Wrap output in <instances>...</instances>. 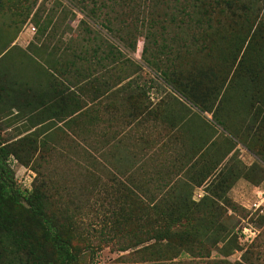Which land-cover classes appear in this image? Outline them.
<instances>
[{
    "label": "rangeland",
    "instance_id": "1",
    "mask_svg": "<svg viewBox=\"0 0 264 264\" xmlns=\"http://www.w3.org/2000/svg\"><path fill=\"white\" fill-rule=\"evenodd\" d=\"M231 3L236 15L264 11V0ZM162 4L153 7L155 15L166 11ZM150 6L142 0H0V48H5L0 55V142L9 143L17 154L6 158L14 184L26 189L34 185L45 196L59 230L80 250L78 264H264V210L254 214L246 209L255 187L264 185V166L258 159L239 158V163H232L234 171L230 163L224 177L209 185L211 195L175 194L174 190L184 189L178 185L163 188L160 194L159 187L146 178L148 165H141L149 162L150 155L140 154L139 138L132 134L116 142L123 115L142 130L144 116L146 127L152 121L149 114L140 115L143 102L156 109L173 91L160 82L159 70L167 68L187 77L185 88L193 97L204 101L210 97L208 101L216 103L217 119L233 130L240 125L245 135L246 130L257 134L255 148L264 156V30L253 40L252 49L241 53V47L232 62V54L218 42L215 17L210 25L201 20V32L191 28L185 16L182 22L179 15L174 22L164 18V41L172 43V49L149 46L145 56L149 60L154 55L155 62L145 63L140 54L145 33L154 32L156 44L162 42L159 25L147 20ZM238 24L241 33L248 25L241 20ZM195 32L202 34L193 40ZM127 36H135L134 49L120 39ZM180 39L188 45L192 42L194 50L190 45L189 50L175 49ZM193 41L206 47L195 49ZM239 58L240 65L236 64ZM64 68L71 74L69 79H78L71 87ZM127 79L136 80L137 87L130 89ZM149 80H157V85L146 92L140 83ZM53 82L59 94L47 97L46 109L57 112L56 125L42 133L38 128L30 130L28 121L42 115L37 107L44 98L41 87ZM77 90L95 97L93 103L100 111H84ZM185 99L192 105L190 111H197ZM213 104L206 110L211 111ZM107 119L113 122L108 128ZM135 122H122V129L132 128ZM152 131L157 135V123ZM232 156L224 166L233 161ZM237 178L242 187L235 193L231 186ZM111 221L121 231L170 227L183 230L184 235H174L167 245L154 238L121 251L113 245L115 239L106 242L100 235ZM243 222L257 230L249 242L237 237ZM149 243L154 248L146 251L164 258L149 259L142 249ZM179 249L184 254L172 256ZM197 251L201 256H189Z\"/></svg>",
    "mask_w": 264,
    "mask_h": 264
},
{
    "label": "trees",
    "instance_id": "2",
    "mask_svg": "<svg viewBox=\"0 0 264 264\" xmlns=\"http://www.w3.org/2000/svg\"><path fill=\"white\" fill-rule=\"evenodd\" d=\"M142 2L145 5H151L150 7L152 10L151 8L149 9L151 11L148 10L149 13L146 17L150 25H159L161 29L158 33L162 39V42L157 45L156 37L152 38L154 32L149 33V31H147L145 33L144 38L147 39V41L142 44L140 53L145 63L154 64L155 62L154 55L153 58L149 60L145 56L149 46L155 48V50L158 48V51H162L165 48L172 49V43L167 44L166 41H164L165 36L163 35V30L165 25L162 24L164 18H168L169 21L174 22L179 15L181 17H179L178 21L182 22L181 20L185 16L191 28H194L197 32H201V29H198L200 28L201 20L203 19L210 25V19L215 17L216 26H218L215 30L219 33L218 42L222 45V49H227L228 52L232 54V62L236 54L240 52L241 47V53L247 49H252L253 40H255V37H260L261 34L259 35V33L261 30H264V11L261 12L260 15H257V10L255 9L254 13L244 12L242 16L236 15L231 0H152V2L151 0H142ZM157 2L163 3L166 8V11L162 12V16L159 13H157V15L153 13V7H156V4H158ZM251 4L252 7L255 6L254 3ZM111 5L112 4L109 5L110 8ZM213 8L214 13H212ZM239 20L245 24L248 23L246 30L242 33L239 31ZM251 23L254 24V26H252ZM105 27L109 29L106 23ZM248 31H251V33L249 34ZM197 32H195V38L191 33L193 40L196 39L198 35L202 34ZM155 35L156 34H154V36ZM170 38L171 36H169V39ZM120 39L124 40V44L127 48H135V36L121 37ZM172 40L175 39L172 38ZM191 43L192 42H190L189 45L193 48ZM194 44L195 49L197 47L200 49L206 47L204 44H199V46H197V43ZM189 45L186 41L180 39L174 48L180 47L184 48V50H189ZM4 49V47L0 48V55L4 53ZM151 54L153 53L151 52ZM239 61L240 58L236 64L240 65L241 62ZM159 73L161 79L166 84L174 88L175 91L184 98H187L189 102L196 105L199 109H209L210 105L213 104V100L208 101L211 99L210 97L207 99L205 98L206 101H204L203 98L197 99L193 97L191 93H188L185 88V85L188 84L185 82V78L187 77L178 75L179 70L171 69L167 71V68H164L160 69ZM183 78L184 81H182ZM193 81L194 80H189V83ZM199 102L203 105L200 106ZM215 104H213V109L211 110V118L219 123L223 130L229 134L228 139L230 141V146L236 142L240 143L247 150L256 155L258 159L256 161H259L261 165L264 166V156L255 148L258 135L248 130L243 131L247 134L245 135L242 133V130H239V128H241L240 125L236 126L239 128L233 130L231 126L217 119L214 115ZM263 114L264 111L261 117ZM262 121H264L263 118L261 119V122ZM258 127L259 126H256L254 128ZM9 153H13L17 157L16 152L13 151L9 143L0 142V264H78L80 250L73 244L69 236L62 234L61 230H59L55 223L57 219L56 216L52 212L49 213L47 210L48 208L46 205H48V200L45 196L41 195L34 185L26 189L14 184L13 173L6 161ZM220 177H224V174L220 175L219 178ZM100 235L104 236L106 242L115 239L113 245H115L116 250L123 251L154 238L163 239L164 245H167L169 239L174 237V235L181 236L184 235V233L181 229L170 227L153 229L138 228L130 231H121L120 228L111 221L107 227L104 225L103 229L100 231ZM214 243H216V241H214ZM153 248L154 245L152 243L142 247L149 259L164 258L163 256H157L160 255L159 253L146 251ZM180 254H184L182 249L177 250V253H173L172 256ZM189 256L198 257L201 256V253L199 251L195 254L191 252Z\"/></svg>",
    "mask_w": 264,
    "mask_h": 264
},
{
    "label": "crops",
    "instance_id": "3",
    "mask_svg": "<svg viewBox=\"0 0 264 264\" xmlns=\"http://www.w3.org/2000/svg\"><path fill=\"white\" fill-rule=\"evenodd\" d=\"M100 57L102 58L103 56ZM69 66L70 65H67V68H69ZM67 68L63 70L67 74L66 80L71 87L78 82V79L77 77L69 79L71 74ZM160 82L162 85L168 86L165 82ZM128 85L130 89L131 86L137 87V81L132 80L129 82L128 80ZM140 85H142L143 88L145 87L146 92H148V88H156L157 80L143 81ZM55 86V82H53L51 86L42 85L41 88L43 91H40L42 92L41 96H44V98L38 102L37 106L39 107L38 109L42 111V115L32 123H30L32 119L28 121L29 128L31 127L30 130L38 128L42 133L44 130L56 125L53 121L57 119V112L53 107L49 110L46 109L47 97L53 99L59 94ZM176 92L177 91L174 89L173 91L170 90L169 93H167L169 96H166L164 101L159 102L161 106L156 109H154L149 102H143L144 104L141 106L142 111L140 115H144L145 113L149 114L152 118V123L149 122L146 127L144 116L142 130L141 128H137V126H139L137 122L130 120L131 118L129 115V120L125 119V115H123L122 120H119L121 124L117 125L118 137L116 138V142L120 141V138L124 136H128L129 138L132 134L139 138L138 140L141 141V146L137 148H140V154L147 152L150 155L149 162H143L141 165H148L146 178H149L151 184H156L159 187L158 192L160 194L164 193L163 188L168 187L171 189L178 185L183 186L184 189L179 191L174 190L175 194L185 191L186 196L195 195V193L197 195H211L209 185L216 184L219 180L216 177L225 174V169L230 166V163L232 166V163H239V158L246 157V160L250 162L257 159V157L238 142L230 146V141L228 139L229 134L223 130L219 123L211 118V111L198 108L197 111H190L192 105L184 101L185 98ZM49 93L50 96H47ZM76 93L81 95L79 97L82 98L81 101L84 103V111H100L99 106L93 103L95 97L92 95L85 96V93H81L78 90ZM140 93L143 94L144 91H140ZM14 110L17 111L16 108H14ZM32 111L33 110H31V112ZM140 115L138 116L139 118L141 117ZM154 118H156V120H154ZM25 120H27V118L24 115L23 121ZM122 122L126 123V125L135 122L136 125L134 124V126L129 129H122ZM156 123L158 124V133L157 135H152V130H155ZM110 124L112 125L113 122L107 119L106 127L108 128V126H111ZM112 135L114 136V134ZM104 140L108 141V139ZM104 140L102 139L103 142ZM148 141L149 143L147 144ZM110 142L113 143L112 141ZM143 142H146V144H143ZM154 149L157 151L156 154L153 152ZM233 153L235 154L234 156H232ZM231 156L233 161L228 162V166H224L225 161L229 160ZM93 158L95 160V157ZM135 164L137 165L138 163L136 162ZM143 168L145 169V167ZM232 169L233 171L236 170L233 166ZM240 187H242V183L240 178H237L231 186V189L236 193L241 190Z\"/></svg>",
    "mask_w": 264,
    "mask_h": 264
},
{
    "label": "built area",
    "instance_id": "4",
    "mask_svg": "<svg viewBox=\"0 0 264 264\" xmlns=\"http://www.w3.org/2000/svg\"><path fill=\"white\" fill-rule=\"evenodd\" d=\"M29 28L33 30V26ZM264 208V185H257L252 192L251 198L246 204V209H249L251 213H263ZM257 234V230L254 226L247 222H243L238 229L237 237L241 242L251 241Z\"/></svg>",
    "mask_w": 264,
    "mask_h": 264
}]
</instances>
